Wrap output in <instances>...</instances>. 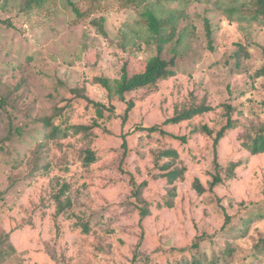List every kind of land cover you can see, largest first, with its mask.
Wrapping results in <instances>:
<instances>
[{
    "label": "rangeland",
    "instance_id": "1",
    "mask_svg": "<svg viewBox=\"0 0 264 264\" xmlns=\"http://www.w3.org/2000/svg\"><path fill=\"white\" fill-rule=\"evenodd\" d=\"M23 1L0 0V19L5 20L0 22V264H33L31 254L47 244L56 264H155L161 249L189 241L184 230H176L180 228L176 215L163 210L146 220V246L137 249L141 230L128 178L113 171L123 152L119 128L94 140L105 169H94L102 180L92 177L89 234L67 217L59 220L57 232L55 208L48 201L58 181L69 179L55 167H79L77 156L83 145L69 137L52 142L50 152H34L42 118L52 113L69 86L86 85L94 97L116 101L114 93L95 83V76L119 78L124 63L130 74L141 71L146 59L156 54L144 16L147 10L170 18L176 26L162 56L175 57L177 75L128 94L136 107L125 128L132 151L125 168L133 170L138 180L147 177L151 156L162 146L159 136L147 134L142 125L162 122L174 108L208 103L221 110L223 104H230L239 128L223 142L220 161L227 166L240 159L242 168L219 190L218 211L209 216L201 249L213 256L227 243L220 230L221 205L236 224L256 209L261 214L247 235L233 242L238 248L235 264L251 261L253 244L264 238V190L255 188L261 176L251 172L240 135L264 123V76H256L264 65V22L247 15L246 0H146L135 6L113 3L102 8H92L90 0H57L44 15H29L22 10ZM74 5L89 15L78 16ZM101 16L106 35L94 23ZM205 19L210 21L212 42ZM240 46L246 50L241 52ZM117 107L122 111L124 106L117 102ZM170 129L178 134L190 131L187 124ZM211 144L208 137L190 134L188 144L179 147L189 179L207 178L212 169ZM48 162L52 168H46ZM189 185L186 182L184 187ZM164 218L168 221L162 222Z\"/></svg>",
    "mask_w": 264,
    "mask_h": 264
},
{
    "label": "trees",
    "instance_id": "2",
    "mask_svg": "<svg viewBox=\"0 0 264 264\" xmlns=\"http://www.w3.org/2000/svg\"><path fill=\"white\" fill-rule=\"evenodd\" d=\"M56 1L24 0L22 10L29 15L49 14L52 4ZM145 1L90 0L92 8H102L113 3L128 7ZM243 8H247V15L253 21L264 22V0H246L243 3ZM73 11L78 16L89 15L88 12L81 11L76 5L73 6ZM247 15L244 16L247 17ZM144 16L156 43V54L146 59L145 66L141 71L130 74L126 63H124L119 78L111 80L104 75L94 78L95 83L105 89L108 94L116 95V101L124 106L122 111L117 107L115 100L105 102L94 97L86 85L69 86L66 95L54 106L52 113L42 118V128L39 129L41 139L36 143L34 152H41V150L50 152L52 142H61L69 137L83 145L77 156L79 167L74 164L72 167L68 165L55 167L61 168L62 172L69 174L68 180L58 181L57 188L51 192L48 199L55 208L56 230L57 232L60 230L59 220L67 217L74 219L84 234L91 232V217L88 210L91 206L90 193L94 186L92 177L102 180L101 177L95 175L97 173L94 169H105L104 163L97 153L94 140L102 135L111 134L113 129L119 128L122 131L121 147L123 152L122 157L113 164L115 167L113 171L128 178L127 188L138 214V225L141 230L136 245L137 249L146 246V220L150 221L153 216L158 217L157 214L168 210L172 211L176 215L175 219L179 221L180 228L176 230L178 232L184 230L189 241H186L187 239L179 240L169 250L161 249L156 254L155 264H235L238 248L233 242L247 235L252 221L261 214L258 211L256 213V209L250 213L247 219L236 224L231 221L229 213L221 205L224 223L220 230L227 243L224 248L219 250V253L213 256H209L201 249V242L207 239L206 235H208L205 227L209 224V216L218 211L219 190L227 180L236 179L240 168H242L240 159L231 161L227 166L220 161L223 142L239 128V122L233 115L234 108L230 104H223L221 110L208 103L174 108L172 114L164 118L162 122L142 125L141 128L147 134L159 136L162 146L151 156L153 158L152 167L149 170L150 175L148 174L147 177L138 180L133 170L125 168L127 157L130 153L132 154L127 138L128 131L125 128L136 107L133 99H127L128 94L139 89L158 86L177 75L175 57L167 60L162 56L165 44L174 37L176 26L170 18H159L152 10H147ZM94 20L101 33L106 35L105 18L101 16ZM0 22L4 23L5 20L0 19ZM205 28L209 42H212L213 32L209 19H205ZM239 50L243 52L246 49L240 46ZM256 76H264V65L256 71ZM211 120L214 125L211 124ZM179 124L189 125V134H178L170 129V127ZM16 130L20 132V127H16ZM190 134H195V136L200 134L210 138L212 142V169L206 173L207 178L204 180L199 176L193 177L192 180L189 179L188 165L180 157L179 147L188 144ZM240 136L242 152L248 154L251 172H256L261 176V181L256 183L255 188L260 187L264 190V123ZM50 164L51 162L46 163V168H52L49 166ZM186 182H189L190 185L184 187ZM83 197L85 200H82ZM219 204L222 203L219 202ZM185 209L188 214L184 212ZM164 220L168 221L164 218L162 222ZM160 246L162 245L160 244ZM48 251L50 248L47 244V248L43 247L31 254L33 264H56L55 258ZM249 260L264 264V238L253 244ZM251 261L247 264H253Z\"/></svg>",
    "mask_w": 264,
    "mask_h": 264
}]
</instances>
